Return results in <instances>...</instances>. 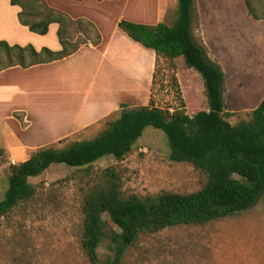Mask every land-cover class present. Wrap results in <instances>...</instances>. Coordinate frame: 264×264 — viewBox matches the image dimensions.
<instances>
[{"label": "rangeland", "instance_id": "1", "mask_svg": "<svg viewBox=\"0 0 264 264\" xmlns=\"http://www.w3.org/2000/svg\"><path fill=\"white\" fill-rule=\"evenodd\" d=\"M45 1L68 15L60 8L69 6L71 10L93 16L101 29L100 32L97 27L99 33L107 38L106 44L115 34L116 42H120L118 48L126 46L128 37L116 24L119 18L172 24L178 7V0H117L100 5L95 0H86L75 6L66 0ZM196 5L194 36L225 71L227 110L235 113L228 120L236 124L249 119V113L264 99V0L256 1L260 19L249 14L245 0H196ZM75 18L92 21L83 16ZM19 29L21 31L3 33L0 39L25 36L22 45L61 48L57 23L52 24L44 36L20 23ZM84 32L75 30L73 40L79 42L90 37L93 42L97 38L95 32ZM148 53H153L152 67L148 61L140 66L146 80L141 77L136 80L134 72L129 74L124 68L117 72L112 83L107 80L109 98L117 100L135 95L137 91L134 99L123 103L109 117L53 140L56 133L73 129L72 115L80 110L84 98L65 91L52 94L49 92L52 86L60 84L64 76L78 72L85 86L97 82L99 87L107 79V63H102L101 72L97 74L99 62L93 52L85 49L65 62L35 66L26 71L0 72V137L7 131L5 116L12 105L27 104L37 115L39 125L35 136L29 138L31 129L26 126L32 123L30 118L27 120L14 113L17 122H12L13 130L7 141L0 143V200L9 184L11 164L27 160L42 147L61 148L74 140L93 138L126 109L148 105L151 100L156 106L172 110L184 101L190 115L209 108L203 77L194 68L187 67L183 57L171 61L157 59L154 52L147 50ZM136 55L137 62H142L143 54ZM23 91L30 95L24 97ZM101 105L102 99L91 103L95 108ZM169 155L166 134L148 126L122 160L104 156L81 169L53 164L42 174L30 177V182L37 187L36 195L0 218V264H90L80 243L81 207L85 191L102 178L105 169L114 167L119 173L124 197L192 193L203 188L207 181L204 171L189 162L172 161ZM103 217L110 220L108 213ZM108 232L111 233L110 227ZM99 254L103 262L108 260L109 239L104 240ZM124 264H264V198L234 216L203 225H179L143 234L128 249Z\"/></svg>", "mask_w": 264, "mask_h": 264}, {"label": "trees", "instance_id": "2", "mask_svg": "<svg viewBox=\"0 0 264 264\" xmlns=\"http://www.w3.org/2000/svg\"><path fill=\"white\" fill-rule=\"evenodd\" d=\"M256 1L245 0V4L249 14L260 19ZM11 3L21 8L19 21L33 33L47 35L51 24L57 23L61 48L38 49L33 44H11L0 39V71L13 66L28 68L73 54L91 42L90 37L79 42L73 40L75 30L95 32L97 38L92 43L101 42L93 22L73 19L50 7L45 0H11ZM197 15L196 0H178L172 24H147L123 18L118 26L133 41L154 50L157 59L173 61L183 57L186 66L203 77L209 108L190 115L184 101L172 110L156 106L151 100L148 105L124 110L93 138L74 140L61 148L38 149L27 160L11 164L9 184L0 200V218L36 195L37 187L30 177L42 174L53 164L81 169L104 156L122 160L148 126L166 134L170 160L193 164L207 174V181L201 190L192 193L124 197L119 173L114 167L105 169L102 178L85 191L81 207L80 243L90 264H124L128 249L143 234L234 216L264 198V99L249 113V119L236 124L228 120L235 113L227 110L225 71L196 40ZM104 213L109 214L110 220L104 219ZM117 226L119 230H113ZM106 239L111 242V255L103 262L99 248Z\"/></svg>", "mask_w": 264, "mask_h": 264}, {"label": "crops", "instance_id": "3", "mask_svg": "<svg viewBox=\"0 0 264 264\" xmlns=\"http://www.w3.org/2000/svg\"><path fill=\"white\" fill-rule=\"evenodd\" d=\"M66 1L68 2V4H74L75 6L77 4L85 2L86 0H66ZM95 1L98 2V4L100 5V4H105L106 2H116L117 0H100V1L95 0ZM60 9L68 12L71 15L69 16L72 17L73 19H79V18H75L78 16L90 18L92 20L91 22L95 24L96 28L97 27L99 28L98 23L95 21V18L93 16H90L87 13L77 12V10L76 11L71 10L69 6H66V8H60ZM20 10L21 8L18 5H12L11 0H0V35L6 32H10V31H13V32L19 31V30L21 31V29H19L20 21L18 17ZM120 19H123V18L122 17L119 18L118 21ZM118 21L116 22L117 25H118ZM131 21H134V20H131ZM135 22H139V21H135ZM142 23H145V22H142ZM147 24H150V23H147ZM119 30L121 29L119 28ZM99 31L101 32L100 28H99ZM23 33L24 31L22 29V34ZM116 33L118 32L116 31ZM100 35H101V42L99 44H93L92 42H89L88 44L82 45L76 52H74L73 54L63 59L56 60V61L49 62V63L37 64V65L31 66L28 68H23L20 66H13V67H9L7 69L2 70V71H9V72L12 70H17V69L26 71L35 66L65 62V61H68L69 59L76 57L81 51L85 49H89L91 52H93L96 56L97 61L99 62L100 66L97 67L98 69L97 74H100L101 72L102 63L104 62L107 63L108 68H107V71L105 72L107 79L104 82L102 81L99 87L97 85L98 84L97 82L91 84L90 86H85L83 78L80 76L78 72L70 76H64L63 77L64 79L62 80L60 84H54L52 86V89L49 91L52 94L64 93L63 91H65V93L67 94H74V95L78 94V96H83L84 98L83 104L80 110L72 115L73 129L67 132H63V133H58V134L56 133V136H54L52 140L57 137L59 138L62 136L72 135L76 133L79 129L84 128L90 124L96 123L102 119L109 117L111 114L116 113L123 103H125L126 101H131L132 99H134L135 96H137V91L135 92V95H132V96H128V97L126 96L124 98H119L117 100L111 99L107 96L108 94L107 91H109L108 86H107L109 84L107 80L109 79L112 83V80L115 79L117 72H119L122 68H124L125 72L128 71L129 74H131V72H134V75H135L134 77L136 78V80H138L139 77L144 78V80H146L145 72L143 68H140V66L147 61L151 63V67L153 65V60H152V55H151L153 53H150V54L148 53L147 55V50L148 52H154V53L155 51L152 49L145 48L141 44L133 41L127 34L126 35L128 37L125 38L127 40L126 46L124 44L123 46H120L119 48L116 47L119 45L120 42H116L115 34H112V36L108 38L107 44H106L107 38H105L102 33ZM4 38L5 40L9 41L11 44H12L11 41H15V43L13 44H16L17 42L18 44L22 45V44H25L24 41H26L24 40L25 36L22 38L17 37V36H12V38H9V37H4ZM22 41L24 43H21ZM137 53L143 54L142 62H137L138 60L137 55H136ZM132 58H134V60ZM22 95L25 97V96H29L30 93L28 91H23ZM100 99H102V105L100 108H95L94 106H91V103H94L95 101L100 100ZM260 102L257 104V106L260 104ZM257 106H255V108ZM14 113L23 115L25 119L27 120L28 118H30V121L32 123L26 126V128L31 129V135L29 134L28 136L29 138L35 136L36 134L35 130L39 126L37 124L38 122L36 119L37 115L33 112V110L27 104H22V105L16 104V105L10 106V109L7 110V116H5V119H6L5 121H7V124H6L7 131L1 135L0 143L7 141L6 138L10 136V132H12L13 130L11 126L12 122L13 121L17 122L16 120L17 118ZM52 140H46V141H52ZM18 141L25 143L24 141H21L20 139Z\"/></svg>", "mask_w": 264, "mask_h": 264}]
</instances>
